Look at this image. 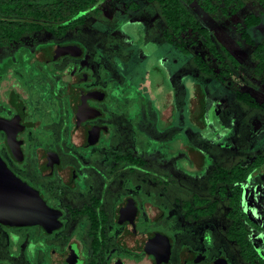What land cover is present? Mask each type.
Here are the masks:
<instances>
[{
    "label": "flooded vegetation",
    "instance_id": "obj_1",
    "mask_svg": "<svg viewBox=\"0 0 264 264\" xmlns=\"http://www.w3.org/2000/svg\"><path fill=\"white\" fill-rule=\"evenodd\" d=\"M92 12L98 15L97 9ZM88 20L90 12L84 10L54 23L52 32L4 37L7 43L0 45V161L37 193L43 210L34 224L0 222V264H213L224 259H208L211 243L204 252L187 244L175 248L169 235L152 226L165 215L153 195L135 194L137 184L122 179L154 160L139 146L146 136L136 146L128 131L143 119L132 114H141L146 101L127 82L128 71L107 56V41L84 35ZM170 110L166 104L159 112L166 123ZM177 142L168 143L169 155L184 152ZM172 172L177 176L176 169ZM165 173L170 175V168ZM210 198L194 195L182 202L177 216L184 234L199 235L201 217L192 200L207 204ZM187 219L193 222L186 224ZM158 233L168 238L169 247L150 242Z\"/></svg>",
    "mask_w": 264,
    "mask_h": 264
},
{
    "label": "rangeland",
    "instance_id": "obj_2",
    "mask_svg": "<svg viewBox=\"0 0 264 264\" xmlns=\"http://www.w3.org/2000/svg\"><path fill=\"white\" fill-rule=\"evenodd\" d=\"M237 1L242 5L232 16L222 15L220 8L209 14L197 4L187 7L208 30L211 40L226 49L222 65L209 53L204 39L190 32L181 38L187 52L167 43L164 34L168 30L159 7L147 0H97L98 15L89 10L90 20L81 28L85 36L107 41V56L116 58L118 66L128 71L127 82L138 90V94L143 93L141 98L145 97L146 102L139 109L142 115L134 110L132 114L143 116V119L128 125V131L136 146L138 140L146 136L140 139L139 146L150 151L149 156L154 160H146L144 166L135 168V174H126L122 179L134 181L133 186L137 184L135 194L153 195L165 215L152 226L169 235L175 248L187 244L204 252V247L211 243L208 259L224 258L228 264L246 263L240 256L239 247L225 236L227 200L210 198V201H217L215 210L211 216L200 218L197 237L182 232L177 213L181 211L182 202H190L192 196H209L208 178L217 168L248 165L263 157V163L241 183L240 208L260 227L251 230L249 240L264 258V84L252 75L255 62L250 47L241 38L243 29L255 43L264 42V15L258 0ZM132 3L138 5L136 11L131 9ZM248 15L260 17L261 23L245 27L243 20ZM47 36L41 35L43 39ZM227 54L235 59V64ZM197 55L212 73L199 69L194 60ZM221 72L225 74L221 75ZM195 85H200L205 95V112L198 120L192 116L190 107ZM243 92L261 108L237 101L236 93ZM139 104L140 97L137 96ZM166 104L171 107L167 123L159 117ZM177 141L185 146L184 152L169 155L168 143L175 145ZM163 161H166V167L162 165ZM180 162L184 163L183 167ZM117 167L122 169L120 165ZM167 167L170 175L165 173ZM175 169L177 176L172 172ZM163 181L167 183L163 185ZM190 221L193 222L187 219L185 223Z\"/></svg>",
    "mask_w": 264,
    "mask_h": 264
},
{
    "label": "trees",
    "instance_id": "obj_3",
    "mask_svg": "<svg viewBox=\"0 0 264 264\" xmlns=\"http://www.w3.org/2000/svg\"><path fill=\"white\" fill-rule=\"evenodd\" d=\"M156 3L159 7L168 32L165 33L168 43L187 52L181 37L190 32L197 37L204 39V44L209 53L221 62L224 61V54L227 53L224 47L215 44L208 30L189 12L187 7L197 4L206 13L212 14L218 8L222 15L232 16L237 13L242 5L237 0H147ZM262 15H264V0H258ZM97 0H0V45L7 43L3 38L17 40L23 34L45 29L52 32L55 29L54 23L71 20L84 10L96 9ZM132 9L138 8L135 3L131 4ZM40 20V21H39ZM33 22V24H26ZM41 22V23H40ZM261 23L260 17L248 15L243 20L245 27L255 26ZM59 29H62L58 27ZM241 38L250 47L251 56L255 64L252 68V75L260 83L264 84V42L255 43L251 37L241 30ZM10 40H8L9 42ZM11 42V41H10ZM231 62L235 59L227 54ZM199 69L204 73H212V69L197 55L194 58ZM225 72H221V75ZM218 78V76H216ZM235 98L250 107L261 108L248 93H236ZM192 116L195 120L203 117L205 112V95L200 85H195L193 96L190 99ZM201 125V123L199 122ZM194 153V152H193ZM192 153V154H193ZM261 162V163H260ZM263 163V157H258L248 165L236 164L230 169L217 168L208 178V194L215 198L226 199L228 211L225 215L228 221L225 236L228 241L239 247L241 258L246 264H264L261 257L249 240L251 230L260 229L240 208L242 199L241 183L250 173ZM196 207V215L200 217L213 214L216 200L206 204L207 200H192ZM206 205V206H205Z\"/></svg>",
    "mask_w": 264,
    "mask_h": 264
},
{
    "label": "water",
    "instance_id": "obj_4",
    "mask_svg": "<svg viewBox=\"0 0 264 264\" xmlns=\"http://www.w3.org/2000/svg\"><path fill=\"white\" fill-rule=\"evenodd\" d=\"M0 126H2L1 122ZM0 174V222L11 226L37 222L38 216L43 211L37 193L5 170L1 161ZM150 242L153 244L161 242L160 244L170 246L168 238L159 233L153 235ZM213 264H227V262L225 259H219Z\"/></svg>",
    "mask_w": 264,
    "mask_h": 264
}]
</instances>
